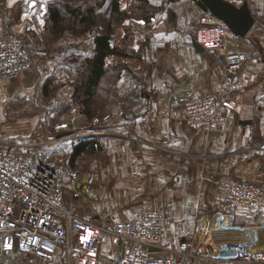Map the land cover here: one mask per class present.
<instances>
[{"label":"crops","instance_id":"obj_1","mask_svg":"<svg viewBox=\"0 0 264 264\" xmlns=\"http://www.w3.org/2000/svg\"><path fill=\"white\" fill-rule=\"evenodd\" d=\"M54 1L57 0H0V32L9 29L19 34L28 48L45 50L31 68L0 82V142L11 151H37L40 141H45L41 147L45 152L56 149L60 138L49 134V109L44 104L51 98L70 100L78 80L77 72L66 71L58 60L60 53L53 49L64 37L52 33L48 20L47 8ZM227 1L236 6L246 1L254 22L246 35L228 38V44L246 59L237 107L222 129H191L168 113L172 98L186 94L195 98L223 90L221 54L197 46L195 35L205 9L197 0H149L145 12L146 8H132L135 0H119L120 9L132 14L114 29L113 45L128 55H108L104 59L105 67L115 66L114 81L109 82L114 102L106 110L116 113L109 115L107 126L71 136L73 142L97 136L102 139L108 134H113L116 141L130 138L129 145L114 143L129 146L132 156L114 167V193L127 196L113 209L125 217L143 204H162L178 220L166 228L164 241L177 242L200 229L207 230L210 238L218 242L241 239L240 232L212 228L211 218L221 197L215 181L220 177L241 172L254 175L264 193V0ZM144 29L148 34L139 37ZM52 83L62 87L50 91ZM74 119L84 121V115L79 112ZM74 126L85 127L76 121ZM32 131L36 134L32 135ZM130 169H137L134 177ZM87 173L82 190L85 185L89 190L99 181V173L96 179L90 176L93 172ZM106 174L102 173L104 178ZM69 205L79 213L97 210L87 204L89 210L83 204ZM234 219L242 224L264 222V194L257 208L237 207ZM258 236V242L264 241V229ZM109 248L108 242L102 245L101 258L114 255ZM98 264H102L101 259Z\"/></svg>","mask_w":264,"mask_h":264},{"label":"built area","instance_id":"obj_2","mask_svg":"<svg viewBox=\"0 0 264 264\" xmlns=\"http://www.w3.org/2000/svg\"><path fill=\"white\" fill-rule=\"evenodd\" d=\"M197 30L199 46L222 56L223 90L195 98H190V94L172 98L168 113L192 129L220 130L237 107L245 56L228 44L233 33L207 8L199 18ZM147 34L145 29L138 36ZM44 54L42 49L25 46L19 34L3 29L0 82L18 77ZM72 122L73 118L56 124L55 132L70 128ZM43 143L38 142L41 147ZM41 147L19 152L0 145V264H98L106 242L115 251L107 264H264V241L258 242L264 222L242 224L234 219L237 207L259 206L264 193L257 180L230 175L215 181L221 197L211 218L212 228L240 232L239 241H214L207 230L200 229L194 236L170 242L164 241V232L178 220L162 204L139 206L125 217L113 214L106 206L94 213H79L65 202V187L74 195L88 192L87 185L84 190L82 186L89 174L73 171L65 185L58 153L45 152ZM90 176L97 178L96 172Z\"/></svg>","mask_w":264,"mask_h":264},{"label":"rangeland","instance_id":"obj_3","mask_svg":"<svg viewBox=\"0 0 264 264\" xmlns=\"http://www.w3.org/2000/svg\"><path fill=\"white\" fill-rule=\"evenodd\" d=\"M57 1L76 3L79 0H57ZM158 1L164 2L165 0H158ZM149 5L150 4L148 3V6ZM108 7H109V0H106L105 3H103L102 7L97 9V12L99 14V22L101 26L103 25V23L105 22L107 18L106 15H107ZM134 7H138V6H135L132 3V8ZM147 8L148 7H146L145 12L146 10H148ZM131 14H132V11L129 12V16H131ZM197 34H198V30L196 31V35H195L196 38H197ZM111 36H113V34ZM230 36L239 38L238 36L233 35V34H231ZM111 44L113 45V37L111 38ZM91 48H92L91 37L80 36L77 39L71 35H68V36L66 35L60 39V42L57 43L53 49L56 51L55 53H60L58 60L63 65L66 71L67 70L77 71L83 65L84 54L89 52ZM115 74L116 73L114 70L110 71L107 74V76L105 77V83L101 86V89L99 90L98 95L93 100V107H94V114L92 117L94 118L93 120H91L92 118H90L89 120V117L84 112L81 111L79 102L74 100L73 97L70 100L60 99L57 101L51 98V100H49L48 102H45L44 108L49 109L48 110L49 115L47 118L48 120L47 125L50 130L49 134H51V136L57 135V137L60 138V141H58V144L56 145L55 150L58 153V156L61 158V163L63 164V180H64L65 185L69 184L70 179H71V173L73 171H76L79 173L97 172L100 175L99 181L91 184L90 190L88 192H82L79 195H74L73 191L69 189L68 186H66L65 194H64V199L66 203L74 204V205L83 204L84 208L87 210H89V208L86 206V204L91 209L93 208L98 209L99 206H107V208H109L110 212H112L113 214L119 217H124V216L119 215L113 209L114 205L118 206V204H120L121 200L123 199L122 197L127 196L126 193H120V194L114 193V188L116 185L115 184L116 169H114V167L118 166L119 164L129 161L132 156V153H131L129 146L115 145L114 143L119 142L123 144L126 143L129 145L130 138L128 141L124 142L121 140L116 141V139L113 138L114 137L113 134H108L107 137H104L102 139L97 136L94 139H92V140H95V145L93 146L92 150L83 151L81 154H79L75 158L73 163L69 161V156L71 153L72 145L75 143L72 141L74 138H72L71 136L83 135L88 130L97 129L98 126L99 127L107 126L108 125L107 120L109 119V115L116 113V111L106 110V109H109L111 107L110 105L113 104L114 102V95L112 94L113 92L111 89L112 86L110 85L111 83L109 82L114 81ZM77 79H79V77ZM48 87L50 91H54L56 89H60V87H62V84L58 85V84L52 83V85ZM102 109H105V111ZM79 112L84 115V121L74 119L78 115ZM71 118H73V122L70 128L68 127L62 128L58 132H55L54 127L56 124L64 123V122L68 123ZM86 120L88 122H86ZM74 121H76V124L85 126V127L83 129H80V128L77 129L75 128V126L73 127ZM90 121H93V122H90ZM195 130H199V129H195ZM34 131H32V135L36 134ZM106 132H109V131H106ZM1 144L2 143L0 142V145ZM134 170H136L135 172L137 174V169H130V174L133 177L135 176V174H133ZM104 172L107 173L106 178H104L102 175V173ZM231 175L245 176L246 174H244V172L243 173L241 172L240 174H231ZM224 177H227V175ZM246 177L256 180L254 175H250V176L246 175ZM220 178H223V177H220ZM159 204L160 203L157 202L155 204H143L141 206L146 205V206L155 207V206H158ZM111 249L113 248L111 247ZM110 254L111 253H109V255ZM108 258L110 257L102 256L101 258L102 264H107ZM245 264H249V263H245Z\"/></svg>","mask_w":264,"mask_h":264},{"label":"trees","instance_id":"obj_4","mask_svg":"<svg viewBox=\"0 0 264 264\" xmlns=\"http://www.w3.org/2000/svg\"><path fill=\"white\" fill-rule=\"evenodd\" d=\"M106 0H79L78 2L54 1L48 5L47 15L51 23V30L55 36H88L91 37L92 48L84 54L83 65L76 72L79 79L73 84L72 97L79 102L81 111L88 117L94 114L93 100L105 83L107 74L115 66H104V59L108 55H128L111 44L114 29L122 25L129 17V12L120 9L119 0H109L107 18L100 25L97 9ZM197 2L205 9L201 0ZM149 0H135L133 4L145 9ZM95 140L81 139L72 145L69 161L85 150H92Z\"/></svg>","mask_w":264,"mask_h":264},{"label":"water","instance_id":"obj_5","mask_svg":"<svg viewBox=\"0 0 264 264\" xmlns=\"http://www.w3.org/2000/svg\"><path fill=\"white\" fill-rule=\"evenodd\" d=\"M206 8L227 25L230 31L238 36H244L253 25V17L246 1L236 6L227 0H201ZM199 48L200 46L197 45Z\"/></svg>","mask_w":264,"mask_h":264},{"label":"snow or ice","instance_id":"obj_6","mask_svg":"<svg viewBox=\"0 0 264 264\" xmlns=\"http://www.w3.org/2000/svg\"><path fill=\"white\" fill-rule=\"evenodd\" d=\"M35 2V0H33V3ZM87 239V237H82V240ZM33 243H35V241H32ZM6 247H11V245H6Z\"/></svg>","mask_w":264,"mask_h":264}]
</instances>
